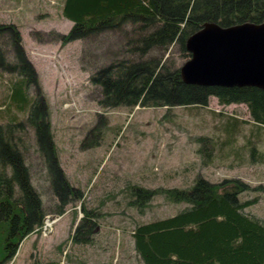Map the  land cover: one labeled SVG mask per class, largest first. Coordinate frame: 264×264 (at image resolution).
I'll list each match as a JSON object with an SVG mask.
<instances>
[{"label":"rangeland","instance_id":"obj_1","mask_svg":"<svg viewBox=\"0 0 264 264\" xmlns=\"http://www.w3.org/2000/svg\"><path fill=\"white\" fill-rule=\"evenodd\" d=\"M63 1L0 0V22L17 25L38 75V84L29 87L31 100L41 91L61 167L82 190V197L73 199L63 214L57 213V197L35 129L26 123L29 107L20 110L10 98L12 83L22 76L20 68L13 72L0 68V125L26 123L14 127L13 134L46 212L44 226L24 239L8 264H143L133 238L136 226L173 215L186 204L156 195L142 212L129 203L130 185L188 188L199 175L214 182L237 178L262 188L243 197L259 195V202L246 211L264 218V128L253 125L247 105L225 106L216 97L206 107L101 105L102 88L91 80L96 71L115 59L136 61L158 51L145 57L131 55L124 46V30L64 42L73 22L62 14ZM1 44L8 60L16 62L9 37ZM170 50L163 62L170 55V62L182 66L190 58L176 46ZM232 118L241 121L228 132L234 141L217 145L213 162L206 164L197 152L196 137L208 135L223 142L228 137L223 124ZM248 138L258 147L253 158ZM85 208L95 210L97 224L92 242L78 243L73 236Z\"/></svg>","mask_w":264,"mask_h":264},{"label":"trees","instance_id":"obj_2","mask_svg":"<svg viewBox=\"0 0 264 264\" xmlns=\"http://www.w3.org/2000/svg\"><path fill=\"white\" fill-rule=\"evenodd\" d=\"M62 14L73 22L70 31L63 35L64 42L124 30V46L131 55L145 57L158 51L155 56L136 61L128 57L115 59L96 71L91 80L102 88L101 105L206 107L216 97L225 106L246 104L253 125L259 130L264 128L263 88L187 83L181 66L169 61L170 55L163 62L172 46L186 58L191 57L187 40L208 21L222 26L264 22V0H64ZM5 36L11 41L14 63L2 47ZM0 68L10 72L20 68L22 76L12 83L10 98L20 110L29 107L26 123L35 129L39 152L57 197V213L63 214L73 199L82 197V190L69 181L61 167L41 91L31 100L29 87L38 84V75L13 22H0ZM239 122L237 118L226 121L225 133L232 132ZM26 123L16 126L23 128ZM12 124L0 125V264H8L24 239L40 231L46 216L42 196L32 182L30 166L14 137L16 126ZM234 137L228 133L221 142L199 135L197 152L210 164L216 146L231 143ZM251 140L248 138L247 142L253 158L258 147ZM96 142L99 144L100 140ZM129 189L130 205L142 212L156 195L186 204L173 215L136 226L133 238L143 264H264V218L246 211L259 202L260 196L243 197L246 192L261 190L259 186L252 187L237 178L214 182L199 175L188 188L130 185ZM94 211L85 208L74 241L92 242L97 224L94 218L98 215Z\"/></svg>","mask_w":264,"mask_h":264},{"label":"water","instance_id":"obj_3","mask_svg":"<svg viewBox=\"0 0 264 264\" xmlns=\"http://www.w3.org/2000/svg\"><path fill=\"white\" fill-rule=\"evenodd\" d=\"M191 57L180 67L187 83L264 89V22L204 23L186 43Z\"/></svg>","mask_w":264,"mask_h":264}]
</instances>
